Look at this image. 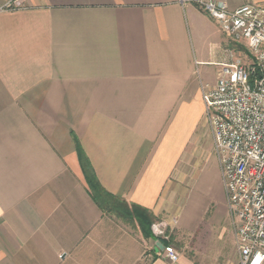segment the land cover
<instances>
[{
    "label": "crops",
    "instance_id": "1",
    "mask_svg": "<svg viewBox=\"0 0 264 264\" xmlns=\"http://www.w3.org/2000/svg\"><path fill=\"white\" fill-rule=\"evenodd\" d=\"M218 34L190 0H0V264H172L94 202L76 144L110 194L169 228L199 222L188 151ZM210 181L240 264L219 163Z\"/></svg>",
    "mask_w": 264,
    "mask_h": 264
},
{
    "label": "built area",
    "instance_id": "2",
    "mask_svg": "<svg viewBox=\"0 0 264 264\" xmlns=\"http://www.w3.org/2000/svg\"><path fill=\"white\" fill-rule=\"evenodd\" d=\"M229 41L244 44L250 62L221 65L216 85L203 91L214 153L221 170L240 264H264V5L233 8L227 0H190ZM168 225L152 227L169 240ZM165 257L180 260L171 245Z\"/></svg>",
    "mask_w": 264,
    "mask_h": 264
},
{
    "label": "rangeland",
    "instance_id": "3",
    "mask_svg": "<svg viewBox=\"0 0 264 264\" xmlns=\"http://www.w3.org/2000/svg\"><path fill=\"white\" fill-rule=\"evenodd\" d=\"M218 35V39L220 37L222 39V44L224 42L223 47L217 50L218 61L224 63L250 62V54L244 44L232 43L222 33ZM208 48L210 47L208 46ZM220 70V65L205 68L200 85L204 88V91L208 92L216 85ZM206 117L203 115L200 121L194 125L195 129L188 151L195 174L191 182V191L185 206V214L187 216L195 214L200 221L194 222L190 227L181 224L174 226V228L168 227L166 233L169 236L170 243L179 252L180 256H186L194 260L196 264H223L224 262L237 264L230 253L232 237L230 239L229 236L233 233V229L230 218L225 211L222 192L210 181V178L218 169V162L214 154L213 137L207 125ZM119 221L129 225L137 231L138 235L143 237L137 224L124 222L123 220ZM155 223H160V220ZM226 231L229 234L223 238L222 233H226ZM206 246L208 248L216 246V249L212 253H208L205 250ZM223 247L225 253L221 257L219 250Z\"/></svg>",
    "mask_w": 264,
    "mask_h": 264
},
{
    "label": "trees",
    "instance_id": "4",
    "mask_svg": "<svg viewBox=\"0 0 264 264\" xmlns=\"http://www.w3.org/2000/svg\"><path fill=\"white\" fill-rule=\"evenodd\" d=\"M76 146L81 167L89 187L90 195L99 208L105 214H110L118 220L137 224L145 239L160 240L163 246H168L170 244V240L166 241L164 239L157 238L153 233L152 227L159 219L147 209L134 204H129L126 200L107 192L101 186L90 160L78 142Z\"/></svg>",
    "mask_w": 264,
    "mask_h": 264
}]
</instances>
